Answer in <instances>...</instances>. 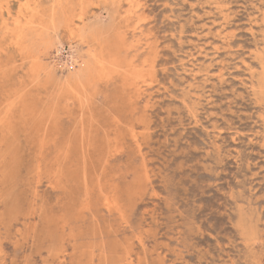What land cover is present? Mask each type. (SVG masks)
Here are the masks:
<instances>
[{"label": "rangeland", "instance_id": "1", "mask_svg": "<svg viewBox=\"0 0 264 264\" xmlns=\"http://www.w3.org/2000/svg\"><path fill=\"white\" fill-rule=\"evenodd\" d=\"M263 48L264 0H0V264H264Z\"/></svg>", "mask_w": 264, "mask_h": 264}, {"label": "bare ground", "instance_id": "2", "mask_svg": "<svg viewBox=\"0 0 264 264\" xmlns=\"http://www.w3.org/2000/svg\"><path fill=\"white\" fill-rule=\"evenodd\" d=\"M35 1H37V0H35ZM25 2V1H24ZM28 2V1H27ZM26 2V3H27ZM41 2V1H40ZM223 2V1H222ZM258 2V1H257ZM8 3V2H7ZM24 4L23 3V6H25L26 8H27V4ZM133 3V2H132ZM190 3V2H189ZM221 3V2H220ZM259 3V2H258ZM9 4V3H8ZM39 4V3H38ZM136 4V3H135ZM134 4V6H136ZM219 4V3H218ZM254 4V3H253ZM2 5V4H1ZM21 6V5H20ZM23 6H22V8H23ZM213 6V5H212ZM24 7V8H25ZM29 7V6H28ZM9 8V7H8ZM25 8V9H26ZM139 8V7H138ZM226 8V7H225ZM21 9V8H20ZM24 9V10H25ZM224 9V8H223ZM8 10H10V9H8ZM222 10V9H221ZM225 10V9H224ZM223 10V11H224ZM19 12L21 11V10H18ZM30 11L31 12H28V13H30L29 14V17L26 19L27 21H25L26 23H25V26H26V24H27V26L29 27V28H36V29H38L39 31H44L45 29L46 30H49V28H50V24L51 23H55L56 24V22H55V19H54V14H55V11H54V8H53V10L50 12V14H49V19H48V21H47V23L44 21V19H45V16H46V14H45V10H42L41 9V7H38L37 5H34L32 8H30ZM132 11H134L133 9H132ZM132 11H129V13H131ZM227 11V10H226ZM22 12V11H21ZM135 12V11H134ZM216 12V11H215ZM26 13V12H25ZM213 13V12H212ZM27 14V13H26ZM171 14V13H170ZM257 14V13H256ZM209 15H211V14H209ZM219 15V14H218ZM35 17V18H34ZM47 17V16H46ZM82 16H80L79 17V21L80 20H82ZM17 19V18H16ZM3 20V19H2ZM90 20V19H89ZM214 20V19H213ZM16 21V23H15V28L17 29V38H16V42L17 43H20V40L22 39V32H23V28L24 27H22L24 24H22V26L20 25V21H19V18H18V20H15ZM225 23V22H224ZM137 24V23H136ZM211 24V23H210ZM220 24V23H219ZM96 25V24H95ZM213 25V24H212ZM97 26V25H96ZM26 28V27H25ZM24 28V29H25ZM94 28V27H93ZM103 28V27H102ZM16 29L14 30V31H16ZM89 29V28H88ZM86 27H85V25H80V24H77L76 26H74V28L72 29V30H70V35H71V38L72 39H76V40H78V41H83V40H87V39H89L90 40V38L88 37V35H87V32H89V30H88ZM13 30V29H12ZM55 30V29H54ZM90 30H91V28H90ZM94 30V29H93ZM98 31V30H97ZM208 31V30H207ZM213 31V30H212ZM219 31V30H218ZM69 32V31H68ZM95 32V31H94ZM101 32H102V30H101ZM215 32V31H214ZM258 32V31H257ZM216 33H217V31H216ZM92 34V33H91ZM94 34V33H93ZM98 34V33H97ZM96 34V35H97ZM100 34V33H99ZM218 34V33H217ZM95 35V36H96ZM107 35V34H106ZM215 36V35H214ZM96 39V37H94L92 40H95ZM98 39V38H97ZM154 39V38H153ZM91 40V41H92ZM101 40H103V39H101ZM99 41H100V39H99ZM106 41V40H105ZM104 41V42H105ZM26 42V41H25ZM87 42V41H86ZM98 42V41H97ZM70 45V44H69ZM49 46V45H48ZM98 46H101V49H100V52H99V55L98 56H96V57H93V60L95 61V63H96V65H97V68H98V70H99V72H102V71H104L105 69H106V67H108V66H110V65H115L114 64V58L112 57L113 56V54H112V52H111V50H110V47L109 46H107V45H101V44H99ZM114 46V45H113ZM199 46V45H198ZM74 47V46H73ZM116 47V46H115ZM225 47H227V46H225ZM54 48H55V52H56V54H54L53 55V57L52 58H54V59H57V58H60V55L62 54V51H63V47H62V45L60 44V43H58V41L55 43V46H54ZM20 49V48H19ZM23 49V48H22ZM21 49V50H22ZM48 49V48H47ZM264 49V48H263ZM263 49H261V50H263ZM43 51V50H42ZM141 51V50H140ZM44 52V51H43ZM54 52V53H55ZM260 52V51H259ZM180 53V52H179ZM263 53V52H262ZM257 55H258V53H257ZM40 56V55H39ZM36 58H39V57H37V56H35ZM48 57V56H47ZM115 57V56H114ZM254 58V57H253ZM256 58H258V57H256ZM92 59V58H91ZM37 60V59H36ZM66 60V59H65ZM77 58L76 57H74V55L72 54V53H70V54H68V59L66 60V61H64V62H62V66H64V68L66 69V70H68L69 69V72H70V68H71V70H74L75 68H74V66H75V63L77 62ZM121 61V60H120ZM198 61V60H197ZM238 61V60H237ZM260 61H262V59H260ZM89 62V61H88ZM122 62H124V61H122ZM128 62V61H127ZM189 62V61H188ZM190 62H192V61H190ZM233 62V61H232ZM257 62L259 63V61L257 60ZM78 63V62H77ZM87 63V62H86ZM116 63V62H115ZM117 63H119V62H117ZM126 63V62H125ZM260 63H263V62H260ZM93 64V63H92ZM91 64V65H92ZM23 65V64H22ZM33 65V64H32ZM43 65V64H42ZM47 65V64H46ZM88 64H85L84 63V66H87ZM95 65V64H94ZM118 65V64H117ZM122 65V64H121ZM261 65V64H260ZM259 65V66H260ZM28 66V65H27ZM48 66V65H47ZM124 66V65H123ZM126 66V65H125ZM153 66V65H152ZM194 66V65H193ZM205 66V65H204ZM209 66H210V64H209ZM119 67V66H118ZM137 67V66H136ZM146 67V66H145ZM150 67V66H149ZM188 67V66H187ZM189 67H191V66H189ZM201 67V66H200ZM262 67H263V65H262ZM262 67H261V69H262ZM46 68V67H45ZM86 67H84V69H85ZM196 68H197V66H196ZM206 68V67H205ZM207 68H209V67H207ZM41 69V68H40ZM48 69V67L46 68V70ZM81 69V68H80ZM90 69H92V68H90ZM96 69V68H95ZM110 69V68H109ZM112 69H114V67L112 68ZM116 69V68H115ZM142 69H143V67H142ZM186 69H188V68H186ZM45 70V71H46ZM122 70V69H121ZM146 70V69H145ZM185 70V69H184ZM192 70V69H191ZM198 70V69H197ZM199 70H202V69H199ZM44 71V70H43ZM92 71H95V70H93L92 69ZM112 71V70H111ZM129 71V70H128ZM148 71V70H147ZM186 71V70H185ZM206 71V70H205ZM249 71V70H248ZM86 72V71H85ZM84 72V73H85ZM89 72V71H88ZM117 72V71H116ZM202 72V71H201ZM207 72V71H206ZM260 72V71H259ZM263 72H264V70H263ZM71 73V72H70ZM77 73V74H76ZM75 74H76V78H78V79H80L81 78V76L82 75H80V74H83L82 72H76ZM90 73V72H89ZM92 73V72H91ZM107 73H109L110 74V71L109 72H107ZM114 73V72H113ZM148 73H150L149 71H148ZM192 73V72H191ZM205 73V72H204ZM210 73V72H209ZM250 73V72H249ZM248 73V74H249ZM47 74H49V73H47ZM50 74H51V72H50ZM88 74V73H87ZM140 74V73H139ZM142 74V73H141ZM197 74V73H196ZM206 74V73H205ZM55 75V74H54ZM117 75V74H116ZM129 75V74H128ZM146 75V74H145ZM145 75H143V76H145ZM151 75V74H150ZM191 75V74H190ZM211 75V74H210ZM220 75H221V72H220ZM219 75V76H220ZM251 74H249V76H250ZM260 75V74H259ZM4 76V75H3ZM48 76V75H47ZM71 76V75H70ZM130 76V75H129ZM136 76H138V75H136L135 74V77ZM195 76V75H194ZM214 76V75H213ZM218 76V77H219ZM222 76V75H221ZM257 75H255V77H256ZM261 76V75H260ZM54 77V76H53ZM66 77H67V74H66ZM65 77V78H66ZM110 77V76H109ZM128 77V76H127ZM206 77V76H205ZM250 77H252V75L250 76ZM20 78V77H19ZM203 78V77H202ZM216 78V77H215ZM68 79H70V78H68L67 77V80ZM108 79V78H107ZM140 79V78H139ZM150 79V78H149ZM153 79V78H152ZM157 79V78H156ZM196 79V78H195ZM219 79H220V77H219ZM259 79V78H258ZM141 80V79H140ZM223 80V79H222ZM253 80V79H252ZM255 80H257V79H255ZM71 81V80H70ZM123 81V80H122ZM139 81V80H138ZM142 81H143V79H142ZM146 81V80H145ZM207 81V80H206ZM49 82V81H48ZM81 82V81H80ZM152 82V81H151ZM256 82V81H255ZM124 83V82H123ZM136 83V82H135ZM140 83V82H139ZM252 83H253V81H252ZM132 84V83H131ZM127 86V85H126ZM131 86V85H130ZM138 86V85H137ZM137 86H135L134 88H136ZM140 86V85H139ZM138 86V87H139ZM250 86H252V85H250ZM259 86V85H258ZM125 87V86H124ZM134 88H132L131 90H133ZM262 88V87H261ZM255 89H257V88H255ZM129 90V89H128ZM127 90V91H128ZM138 90H139V88H138ZM137 90V91H138ZM37 91V90H36ZM142 91V90H141ZM11 92V91H10ZM79 92V91H78ZM213 92V91H212ZM15 93V92H14ZM17 93H18V91H17ZM136 93H138V92H136ZM141 93V92H140ZM146 93V92H145ZM197 93V92H196ZM254 93V92H253ZM21 94V93H20ZM131 94H132V92H131ZM188 94V93H187ZM15 95V94H14ZM19 95V94H18ZM133 95V94H132ZM131 95H130V93H129V97H130ZM256 96V95H255ZM17 97V96H16ZM188 97V96H187ZM12 98V97H11ZM93 98V97H92ZM24 98H22V100H23ZM129 99H131V98H129ZM10 100H13V99H10ZM9 100V101H10ZM18 100V99H17ZM19 100H20V98H19ZM22 100H20V103H21V101ZM71 100V99H70ZM133 100H135L134 98H133ZM236 100V99H235ZM257 100V99H256ZM9 101H7V103L9 102ZM129 101V100H128ZM260 101V100H259ZM135 102H137V101H135ZM6 103V104H7ZM10 103H11V101H10ZM19 103V102H18ZM18 103H15V104H18ZM68 103V102H67ZM132 103V102H131ZM257 103H258V101H257ZM14 104V103H13ZM22 104H24L23 102L20 104V105H22ZM134 104V103H133ZM8 105H11V104H8ZM8 105H6V107L8 106ZM19 105V104H18ZM16 106V108L17 107H19V106ZM12 106V105H11ZM15 106V105H14ZM13 106V107H14ZM6 107H4V109L6 108ZM129 107H130V105H129ZM128 107V108H129ZM10 108V107H9ZM15 108V107H14ZM21 108V107H20ZM127 108V109H128ZM13 109V108H12ZM136 109V108H135ZM208 109V108H207ZM15 111V110H14ZM20 111V110H19ZM8 112V111H7ZM81 112V111H80ZM191 112H192V110H191ZM9 113H10V111H9ZM8 113V114H9ZM132 113V112H131ZM6 115V114H5ZM4 115V116H5ZM9 115H11V114H9ZM13 115V114H12ZM129 115V114H128ZM9 117V116H8ZM7 117V118H8ZM10 118H11V116H10ZM4 120V119H3ZM39 120V119H38ZM114 120V119H113ZM113 120H112V122H113ZM132 120V119H131ZM190 120V119H189ZM130 121V120H129ZM115 122V121H114ZM190 122V121H189ZM5 123V122H4ZM116 123H117V121H116ZM122 123H124V122H122ZM126 123H128V122H126ZM138 123V122H137ZM2 124H3V121H2ZM9 124V123H8ZM136 124V123H135ZM213 124V123H212ZM1 125V124H0ZM10 125V124H9ZM113 125H114V123H113ZM117 125H118V123H117ZM128 126H129V124H127ZM137 125V124H136ZM35 126V125H34ZM108 126V125H107ZM197 126H198V124H197ZM213 126V125H212ZM36 127V126H35ZM40 127V126H39ZM117 127H119L120 128V125L119 126H117ZM34 128V127H33ZM108 128V127H107ZM110 128V127H109ZM118 128V129H119ZM121 128H123V127H121ZM133 129V128H132ZM34 130V129H33ZM32 130V131H33ZM36 130V129H35ZM38 130H40V129H38ZM114 130V129H113ZM125 130V129H124ZM137 130V129H136ZM141 130V129H140ZM40 131H42V130H40ZM54 131V130H53ZM126 131V130H125ZM137 131H139V130H137ZM234 131H235V129H234ZM31 132V131H30ZM57 132V131H56ZM115 132H116V130H115ZM121 132V131H120ZM133 132V131H132ZM135 132V131H134ZM173 132V131H172ZM33 133V132H32ZM36 133H37V131H36ZM41 133V132H40ZM59 133V132H58ZM140 133H141V131H140ZM35 134V133H34ZM113 134V133H112ZM115 134V133H114ZM113 134V135H114ZM136 134H138V133H136ZM158 134V133H157ZM31 135H33V134H31ZM47 135V134H46ZM57 135H59V134H57ZM119 135V134H118ZM127 135V134H126ZM125 135V136H126ZM133 135H135V134H133ZM168 135V134H167ZM35 136H36V138H37V140H38V136L35 134ZM43 136H45V134L43 135ZM48 136V135H47ZM50 137V136H49ZM114 137H115V135H114ZM113 137V138H114ZM119 137V136H118ZM133 137V136H132ZM34 138V137H33ZM32 138V139H33ZM36 138H34V139H36ZM39 138H40V136H39ZM51 138V137H50ZM49 138V139H50ZM58 138V137H57ZM87 138V137H86ZM94 138V137H93ZM93 138H91V139H93ZM134 138V137H133ZM34 139H33V141H34ZM47 138H45V140H46ZM52 139V138H51ZM54 139V138H53ZM115 139V138H114ZM136 139V138H135ZM41 140V139H40ZM86 140H88V139H86ZM90 140V139H89ZM259 140V139H258ZM44 141V140H43ZM91 141V140H90ZM38 142V141H37ZM37 142H36V145H38L37 144ZM47 141H45V143H46ZM112 142V141H111ZM119 142V141H118ZM140 142V141H139ZM33 143V142H32ZM40 143V142H39ZM53 143V142H52ZM114 143V142H113ZM172 143V142H171ZM215 143V142H214ZM92 144H93V142H92ZM138 144V143H137ZM1 145V144H0ZM34 145H35V143H34ZM41 145H43L42 143H41ZM51 145V144H50ZM73 145V144H72ZM114 145L115 144H113V147H114ZM39 146V145H38ZM55 146V145H54ZM54 146H53V148H54ZM43 147V146H42ZM56 147H57V145H56ZM65 147V146H64ZM95 147V146H94ZM139 147V146H138ZM3 148V147H2ZM37 148H39V147H37ZM58 148H60V146L58 147ZM122 148V147H121ZM120 148V149H121ZM125 148V147H124ZM143 148V147H142ZM84 149V148H83ZM238 149V148H237ZM46 150V149H45ZM49 150V148L47 149V151ZM63 150H64V148H63ZM85 150V149H84ZM113 150V149H112ZM124 150V149H123ZM142 150V149H141ZM62 151V150H61ZM86 151V150H85ZM218 151V150H217ZM42 152V151H41ZM40 152V154H39V156L42 154ZM64 152V151H63ZM72 152V151H71ZM44 153V152H43ZM54 153V152H53ZM52 153V154H53ZM120 153V152H119ZM183 153V152H182ZM55 154V153H54ZM58 154V153H57ZM61 154V153H60ZM116 154V153H115ZM171 154V153H170ZM117 155V154H116ZM42 156H44V154L42 155ZM53 156H55V155H53ZM52 156V157H53ZM56 157H58V156H56ZM62 157V156H61ZM63 157H64V155H63ZM62 157V158H63ZM41 158V157H40ZM59 158V157H58ZM65 158V157H64ZM103 158H104V156H103ZM52 159V158H51ZM57 159V158H56ZM59 159H61V158H59ZM69 159H71V158H69ZM102 159V158H101ZM109 159V158H108ZM48 160H49V158H48ZM53 160V159H52ZM61 160H63V159H61ZM68 160V159H67ZM106 160V159H105ZM46 161V160H45ZM69 161V160H68ZM102 161V160H101ZM107 161V160H106ZM40 162H41V160H40ZM53 162V161H52ZM57 162V161H56ZM64 162V161H63ZM71 162H73V161H71ZM192 162V161H191ZM45 163H47V162H45ZM49 163V162H48ZM66 163V162H65ZM68 163V162H67ZM108 163V162H107ZM69 164V163H68ZM68 164H66L67 166H68ZM43 165V164H42ZM46 164H44V166H45ZM56 165V164H55ZM59 165H61V163L59 164ZM65 165V164H64ZM72 165H74L73 163H72ZM71 165V166H72ZM103 165H105V164H103ZM56 166H58V165H56ZM70 166V167H71ZM75 166V165H74ZM84 166V165H83ZM41 167V166H40ZM53 167V166H52ZM60 167V166H59ZM58 167V168H59ZM65 167V166H64ZM77 167V166H76ZM104 167H106V166H104ZM38 168V167H37ZM61 168V167H60ZM66 168V167H65ZM83 168V167H82ZM84 168H86V167H84ZM107 168V167H106ZM105 168V169H106ZM48 169H50V168H48ZM48 169H46V171L48 170ZM61 169H63V168H61ZM67 169V168H66ZM71 169V168H70ZM76 169H78V168H76ZM101 169V168H100ZM44 170V169H43ZM42 170V171H43ZM51 170H52V168H51ZM55 170V169H54ZM65 170V169H64ZM71 170H75V169H71ZM87 170V169H86ZM107 170V169H106ZM235 170V169H234ZM40 171V170H39ZM56 171V170H55ZM63 171V170H62ZM76 171V170H75ZM41 172V171H40ZM65 172V171H64ZM63 172V173H64ZM68 172H72V171H67L66 172V174H68ZM99 172V171H98ZM103 172V171H102ZM39 173V172H38ZM54 173H56V172H54ZM60 173V172H59ZM85 173H88V171H86ZM0 174H2V173H0ZM50 174V173H49ZM53 174V173H52ZM66 174H64V175H66ZM101 174V173H100ZM158 174V173H157ZM47 175H48V173H47ZM55 175V174H54ZM53 175V176H54ZM57 175V174H56ZM59 175V174H58ZM71 175V174H70ZM69 175V176H70ZM82 175H83V171H82ZM95 175V174H94ZM97 175H99V174H97ZM96 175V176H97ZM110 175H112V174H110ZM84 176V175H83ZM82 176V177H83ZM102 176V175H101ZM2 177H3V175H2ZM47 177V176H46ZM58 177H60V176H58ZM65 177H67V176H65ZM52 177H50V179H51ZM54 178V177H53ZM52 178V179H53ZM56 178H57V176H56ZM68 178V177H67ZM81 178V177H80ZM100 178V177H99ZM47 179V178H46ZM49 179V178H48ZM55 179V178H54ZM61 179V178H60ZM60 179H58V181H60ZM65 179V178H64ZM103 179V178H102ZM107 179V178H106ZM157 179V178H156ZM62 180H63V178H62ZM80 180V179H79ZM83 180H84V177H83ZM87 180V179H86ZM105 180V179H104ZM1 181V180H0ZM54 181H56V180H54ZM112 181V180H111ZM48 182V181H47ZM61 182V181H60ZM68 182V181H67ZM80 182H82V181H80ZM103 182V181H102ZM106 182V181H105ZM1 183V182H0ZM100 183V182H99ZM98 183V184H99ZM63 184V183H62ZM79 184V183H78ZM82 184V183H81ZM84 184V183H83ZM88 184H89V182H88ZM87 184V185H88ZM67 185V184H66ZM93 185H95L94 184V182H93ZM97 185V184H96ZM161 185V184H160ZM53 186V185H52ZM56 186H58V185H56ZM55 186V187H56ZM113 186V185H112ZM66 187V186H65ZM64 187V188H65ZM83 187V186H82ZM96 187V186H95ZM114 187V186H113ZM53 188H54V186H53ZM52 188V189H53ZM99 188H101V187H99ZM103 188V187H102ZM115 188V187H114ZM55 189V188H54ZM62 189V188H61ZM88 189V188H87ZM86 189V190H87ZM95 189V188H94ZM105 189V188H104ZM116 189V188H115ZM187 189V188H186ZM64 190V189H63ZM91 190V189H90ZM89 190V191H90ZM106 190V189H105ZM112 190V189H111ZM95 191V190H94ZM110 191V190H109ZM65 192V191H64ZM100 192V191H99ZM111 192L112 191H110L109 193L111 194ZM121 192V191H120ZM91 193H92V191H91ZM103 193V192H102ZM105 194V193H104ZM90 195V194H89ZM95 195V194H94ZM93 195V196H94ZM101 196V195H100ZM104 196H106V194L104 195ZM103 196V197H104ZM85 197V196H84ZM116 197V196H115ZM237 197V196H236ZM122 198V197H121ZM188 198V197H187ZM239 198V197H238ZM108 199V198H107ZM94 200V199H93ZM117 200V199H116ZM83 201V200H82ZM87 203V202H86ZM101 203H102V201H101ZM103 203H105V202H103ZM102 203V204H103ZM106 208L107 209H111V207H112V203L110 202V201H106ZM85 205V204H84ZM241 205V204H240ZM120 206H122V205H120ZM236 206H237V204H236ZM93 208V207H92ZM114 208V207H113ZM43 209V208H42ZM118 209V208H117ZM116 209V210H117ZM120 209V208H119ZM237 209V208H236ZM113 210V209H112ZM115 210V211H116ZM238 210V209H237ZM41 211V210H40ZM44 211H45V209H44ZM46 211H47V209H46ZM65 211V210H64ZM111 211V210H110ZM239 211H240V209H239ZM42 212H43V210L41 211V214H42ZM76 212V211H75ZM82 212V211H81ZM89 213H90V211H88ZM113 212V211H112ZM119 212V211H118ZM118 212H116V213H118ZM46 213V212H45ZM47 213H48V211H47ZM46 213V214H47ZM52 213V212H51ZM66 213V212H65ZM107 213H108V211H107ZM120 213V212H119ZM123 213H124V209H123ZM40 214V215H41ZM45 214V215H46ZM50 214V213H49ZM71 214H73V213H71ZM91 214V213H90ZM122 214V213H121ZM245 213H244V211H243V215H244ZM52 215H54V214H52ZM52 215H51V217H52ZM81 215V214H80ZM118 215V214H117ZM237 215H238V213H237ZM247 215V214H246ZM44 216V215H43ZM48 216V215H47ZM50 216V215H49ZM61 216V215H60ZM69 216H71V215H69ZM78 216V215H77ZM119 216V215H118ZM240 216V215H239ZM245 216V215H244ZM248 216V215H247ZM93 217V216H92ZM68 218V217H67ZM120 218H121V216H120ZM237 218H239V217H237ZM48 219L49 218H47V222H48ZM63 219H65V216H64V218ZM70 219V218H69ZM68 219V220H69ZM82 219V218H81ZM124 219V218H123ZM242 219V218H241ZM54 220H56L55 218H54ZM54 220H53V222H54ZM60 220H62V218H60ZM59 220V221H60ZM242 220H244V219H242ZM241 220V221H242ZM254 220V219H253ZM239 221V220H238ZM250 221H251V219H250ZM52 222V223H53ZM121 222V221H120ZM125 222V221H124ZM195 222V221H194ZM247 222V221H246ZM61 223V222H60ZM252 223H254V222H252ZM54 224H55V222H54ZM57 224V223H56ZM59 224V223H58ZM66 224V223H65ZM238 224H240V225H245V223H244V221L242 222V224L241 223H238ZM59 225H61V224H59ZM64 225V224H63ZM71 225V224H70ZM243 225V226H244ZM253 225V224H252ZM255 225V224H254ZM257 226V225H256ZM238 227V226H237ZM245 227V226H244ZM243 227V228H244ZM70 227H68V229H69ZM252 228H254V227H252ZM60 229H61V227H60ZM63 229V228H62ZM72 229V228H71ZM257 230V229H256ZM61 230H59V232H60ZM71 231H73V230H71ZM241 231V230H240ZM240 231H239V233H240ZM91 232H94V231H91ZM108 232V231H107ZM248 232V231H247ZM62 233V232H61ZM63 233H65V232H63ZM68 233V232H67ZM72 233H74V231L72 232ZM98 233V232H97ZM109 233V232H108ZM244 233V232H243ZM60 234V233H59ZM69 235V234H68ZM95 235V234H94ZM94 235H93V237H94ZM59 236V235H58ZM65 236V235H64ZM70 236V235H69ZM99 236V235H98ZM60 237V236H59ZM58 237V238H59ZM71 237V236H70ZM92 237V236H91ZM96 237V236H95ZM74 238V237H73ZM101 238V237H100ZM65 239V238H64ZM67 239V238H66ZM59 240H61V239H59ZM62 240H63V238H62ZM73 241V240H72ZM111 241H113V240H111ZM115 241V240H114ZM60 242H62V241H60ZM91 242V241H90ZM102 242V241H101ZM107 242V241H106ZM59 243V242H58ZM74 243V242H73ZM111 243V242H110ZM126 243H128V242H126ZM108 244H109V241H108ZM115 244H117V243H115ZM59 245V244H58ZM74 245V244H73ZM72 245V246H73ZM102 245H103V243H102ZM110 245V244H109ZM124 245V244H123ZM127 245V244H126ZM65 246V245H64ZM71 246V247H72ZM112 246H114V245H112ZM60 247V246H59ZM61 247H62V245H61ZM87 247H88V245H87ZM86 247V249L88 250L89 248H87ZM90 247V246H89ZM95 247V246H94ZM97 247V246H96ZM99 247H100V245H99ZM98 247V249L100 250V253H101V249ZM106 247V246H105ZM118 247V246H117ZM120 247V246H119ZM125 247H127L128 248V245L127 246H125ZM130 247V246H129ZM64 248V247H63ZM82 248V247H81ZM57 249H59V248H57ZM62 249V248H61ZM60 249V250H61ZM72 249V248H71ZM80 249V248H79ZM78 249V250H79ZM84 249H85V247H84ZM107 249V248H106ZM126 249V248H125ZM59 250V251H60ZM69 250V249H68ZM77 250V251H78ZM98 250V251H99ZM104 250V249H103ZM116 250V249H115ZM63 251V250H62ZM72 251V250H71ZM84 251V250H83ZM92 251V250H91ZM128 251V250H127ZM73 252V251H72ZM75 252V251H74ZM79 252V251H78ZM77 252V253H78ZM89 252V251H88ZM105 252V251H104ZM120 252H121V250H120ZM129 252V251H128ZM59 253V252H58ZM62 253V252H61ZM69 253V252H68ZM87 253V252H86ZM89 253H91L90 255L92 256V253L93 252H89ZM88 253V254H89ZM107 253V252H106ZM123 253V252H122ZM73 254V253H72ZM88 254L86 255V256H88ZM109 254V253H108ZM118 254V253H117ZM116 254V255H117ZM74 255V254H73ZM81 255H82V253H81ZM106 255V254H105ZM136 255V254H135ZM83 256V255H82ZM93 256H94V254H93ZM99 256H100V254H99ZM112 256V255H111ZM119 256H120V253H119ZM129 256V255H128ZM127 256V257H128ZM89 257V256H88ZM102 257V256H101ZM104 257V256H103ZM113 257V256H112ZM129 257H131V256H129ZM72 258H73V256H72ZM83 258V257H82ZM91 258V257H90ZM123 258V257H122ZM137 258H141V257H138V255H137ZM136 258V259H137ZM59 259V258H58ZM107 259V258H106ZM116 259V258H115ZM126 259H128V258H126ZM61 260V259H60ZM70 260V259H69ZM76 260V259H75ZM78 260H79V257H78ZM91 260V259H90ZM108 260V259H107ZM119 259H117V262H119L118 261ZM141 260V259H140ZM82 261V260H81ZM96 261V260H95ZM94 261V262H95ZM142 261V260H141ZM77 262V261H76ZM86 262H87V260H86ZM97 262V261H96ZM121 262V261H120ZM127 262V261H126ZM130 262V261H129ZM140 262V261H139ZM59 263V262H58ZM57 263V264H58ZM80 263V262H79ZM103 263V262H102ZM121 263H123V261L121 262ZM133 263V262H132ZM142 263V262H141ZM64 264V263H63ZM78 264V263H77ZM98 264V263H97ZM106 264V263H105ZM219 264V263H218Z\"/></svg>", "mask_w": 264, "mask_h": 264}]
</instances>
